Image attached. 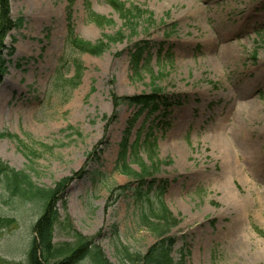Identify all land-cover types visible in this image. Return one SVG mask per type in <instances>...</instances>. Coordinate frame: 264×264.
I'll use <instances>...</instances> for the list:
<instances>
[{
  "label": "rangeland",
  "instance_id": "rangeland-1",
  "mask_svg": "<svg viewBox=\"0 0 264 264\" xmlns=\"http://www.w3.org/2000/svg\"><path fill=\"white\" fill-rule=\"evenodd\" d=\"M121 1L145 13L130 23L110 0H8L11 16L25 22L4 40L15 53L5 52L13 61L0 79L1 160L41 188L65 180L56 245L85 239L108 264H132L121 250L143 255L155 243L142 216L164 185L160 200L178 221L175 264H264V0ZM93 11L111 25L93 23ZM71 30L108 47L82 53L68 43ZM143 41L150 49L137 74L130 50ZM154 88L183 103L167 117L164 106L135 117L140 106L116 103ZM246 102L253 109L241 118ZM214 134L229 147L218 148ZM123 140L128 153L138 142L140 158L155 164L144 184L116 169ZM145 141L156 144L153 159ZM44 210L0 185V264H31Z\"/></svg>",
  "mask_w": 264,
  "mask_h": 264
},
{
  "label": "trees",
  "instance_id": "trees-1",
  "mask_svg": "<svg viewBox=\"0 0 264 264\" xmlns=\"http://www.w3.org/2000/svg\"><path fill=\"white\" fill-rule=\"evenodd\" d=\"M110 1L113 7L117 9L122 16L127 18L126 21L130 23L145 13L137 7L134 9L125 8V4L121 0ZM89 18L100 27L106 24L111 25V20H107L94 11L90 13ZM24 22L25 19L23 16H19L18 18H13L11 16L8 0H0V79H2L7 72V64L12 61L11 59L4 58L5 52L7 51L6 55L10 58L15 51L13 46L8 47L5 44V37L11 30L23 27ZM118 35L122 37L121 33ZM106 38L108 41L112 42L118 39L117 37L110 36H106ZM68 43L80 52L90 53L92 55H101L106 47H108V43L104 39L92 43L75 36L72 30L69 32ZM147 51H149L148 42H138L131 50V63L137 74L140 71V63L144 59V55ZM81 76L82 65H77L76 72L69 81L75 82L74 84L76 85ZM123 102L128 105L140 106V111L135 117H138L140 113L146 109H148L149 112H156L160 110L161 106H164V113L162 115L167 117L169 108L174 103H179L177 100H174L173 97L162 94L157 88H154L153 92L150 94L116 99L117 105ZM168 125L169 123H166L165 127ZM5 136L6 134H0V137ZM9 136L14 137L13 135ZM121 146L122 149L116 162V169L122 174L135 178L141 184H144L145 179L149 177L151 173L154 174V171L156 173L154 162L152 166H147V164H145L139 156L137 143L132 146L131 153H128L126 140H123ZM148 147L151 151L150 158L153 159L155 155L154 142L148 145ZM131 155L133 159L130 158ZM133 162L139 165L140 172L133 170L131 167V163ZM64 182L65 180L59 182L56 187L52 189L38 187L31 181L28 174L15 170L4 163L0 158V185L4 190L16 197L19 196L23 199L40 201L45 209L43 214L39 217L37 225L34 227L35 236L32 238L28 252L31 264H79L82 260L88 258L92 260L93 264H108V260L104 256L102 249L88 240L81 239L77 248L71 247L69 243H63L61 245L53 243V228L59 217L56 209V197ZM127 188L129 187H121V189L124 190ZM164 189L165 186L162 185L157 207L149 200V209L142 216V223L156 237L155 243L149 247L147 252L143 255L139 253L133 254L129 248L123 247L121 250L122 261L132 264H175L171 257L175 240L170 236V233L172 229L178 225V221L174 218L173 213L160 200L164 193ZM257 231L264 236L263 231L259 229Z\"/></svg>",
  "mask_w": 264,
  "mask_h": 264
},
{
  "label": "bare ground",
  "instance_id": "bare-ground-1",
  "mask_svg": "<svg viewBox=\"0 0 264 264\" xmlns=\"http://www.w3.org/2000/svg\"><path fill=\"white\" fill-rule=\"evenodd\" d=\"M251 109H253V106L251 105V104H249L248 102H246V103H244L243 105H242V107L240 108V112L242 113V116H240L241 118L243 117V115L244 114H246V112L248 113ZM241 121V120H240ZM237 128H240V125L237 127ZM216 135L218 136V134H214V136H212L213 137V141H214V143H215V145L218 147V148H224V147H229L228 145V143H226L225 142V138L223 137V140H221V139H219V138H217L216 137ZM229 153H230V148H229ZM225 190L228 192V194L229 195H233V191H232V189H230V186H229V183H226V186H225ZM244 204H245V206H246V203L244 202Z\"/></svg>",
  "mask_w": 264,
  "mask_h": 264
}]
</instances>
